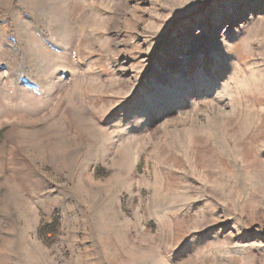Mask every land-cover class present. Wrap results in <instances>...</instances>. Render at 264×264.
I'll return each mask as SVG.
<instances>
[{
  "label": "rangeland",
  "instance_id": "obj_1",
  "mask_svg": "<svg viewBox=\"0 0 264 264\" xmlns=\"http://www.w3.org/2000/svg\"><path fill=\"white\" fill-rule=\"evenodd\" d=\"M34 2L0 0V264H264V0Z\"/></svg>",
  "mask_w": 264,
  "mask_h": 264
},
{
  "label": "trees",
  "instance_id": "obj_2",
  "mask_svg": "<svg viewBox=\"0 0 264 264\" xmlns=\"http://www.w3.org/2000/svg\"><path fill=\"white\" fill-rule=\"evenodd\" d=\"M8 45L11 48V50L14 51L15 54H17V57H18L19 53H16L17 49H16L15 43H13L12 41H8ZM3 132H4V128H1L0 129V139H1V136H2Z\"/></svg>",
  "mask_w": 264,
  "mask_h": 264
},
{
  "label": "crops",
  "instance_id": "obj_3",
  "mask_svg": "<svg viewBox=\"0 0 264 264\" xmlns=\"http://www.w3.org/2000/svg\"><path fill=\"white\" fill-rule=\"evenodd\" d=\"M252 195L254 196L255 193H253V194L251 193V194L248 195V196H252ZM254 206H255V212H256L257 207H256V205H254ZM245 258H249V253H248L247 255L244 256V259H245Z\"/></svg>",
  "mask_w": 264,
  "mask_h": 264
},
{
  "label": "snow or ice",
  "instance_id": "obj_4",
  "mask_svg": "<svg viewBox=\"0 0 264 264\" xmlns=\"http://www.w3.org/2000/svg\"><path fill=\"white\" fill-rule=\"evenodd\" d=\"M30 6H34V7L38 8L39 7V0H35V2Z\"/></svg>",
  "mask_w": 264,
  "mask_h": 264
}]
</instances>
